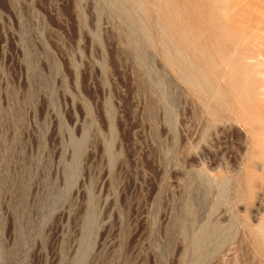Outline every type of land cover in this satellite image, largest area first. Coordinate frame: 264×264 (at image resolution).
Segmentation results:
<instances>
[{
    "label": "rangeland",
    "instance_id": "obj_1",
    "mask_svg": "<svg viewBox=\"0 0 264 264\" xmlns=\"http://www.w3.org/2000/svg\"><path fill=\"white\" fill-rule=\"evenodd\" d=\"M164 1L0 0V264H264V0Z\"/></svg>",
    "mask_w": 264,
    "mask_h": 264
},
{
    "label": "bare ground",
    "instance_id": "obj_2",
    "mask_svg": "<svg viewBox=\"0 0 264 264\" xmlns=\"http://www.w3.org/2000/svg\"><path fill=\"white\" fill-rule=\"evenodd\" d=\"M132 1H136V0H132ZM151 1V0H150ZM163 1L164 0H162V5H163ZM141 2V1H140ZM164 2H166V1H164ZM167 3V2H166ZM166 3H164V4H166ZM142 4V3H141ZM136 5V4H135ZM167 5V4H166ZM154 6V5H153ZM163 7H165V6H163ZM166 7H168V5L166 6ZM145 8V7H144ZM158 9V8H157ZM163 9V8H162ZM167 9V8H166ZM140 11H142V10H140ZM169 11V10H168ZM206 14V13H205ZM174 18V17H173ZM166 26H168V27H171V28H173L174 29V27H176L177 25H176V23H175V21L170 17V19L169 20H167V21H165V23H164ZM207 26V25H206ZM209 26V25H208ZM177 28V27H176ZM184 29V28H183ZM186 29V28H185ZM193 29H194V27H193ZM175 30V29H174ZM202 30H203V28H202ZM176 32H177V40L179 41V42H182L183 41V39H184V33L182 32V31H180L179 29L178 30H175ZM188 32H190V31H188ZM191 33V32H190ZM190 35V34H189ZM196 36V35H195ZM197 36H199V35H197ZM197 36H196V38H194V40L195 41H199L200 39H197ZM216 36V35H215ZM214 36V37H215ZM201 37V36H200ZM223 37V36H222ZM225 37V36H224ZM216 38V37H215ZM215 38H214V40H215ZM192 39V38H191ZM207 39V38H206ZM212 39H213V37H212ZM227 39V38H226ZM193 40V41H194ZM208 40V39H207ZM206 40V41H207ZM216 40H218V39H216ZM215 40V41H216ZM205 41V42H206ZM219 41V40H218ZM217 41V42H218ZM256 41H258V40H256ZM220 42H222V41H220ZM220 42H218L219 44H220ZM194 43V42H193ZM199 43H200V41H199ZM198 42H195V44H199ZM206 43H209L208 41L206 42ZM229 43V42H228ZM210 44V43H209ZM231 44V43H230ZM196 45V46H197ZM218 45V44H217ZM225 45H228L227 43H225ZM200 46V45H199ZM198 47V46H197ZM219 47H220V45H219ZM225 47V46H224ZM223 47V48H224ZM238 47V46H237ZM202 48V47H201ZM203 48H204V46H203ZM202 48V49H203ZM229 48H230V46H229ZM262 48H264V46L263 45H261V44H255V47H254V50H252L253 52H251L253 55H257V60H256V63H255V66L256 67H260V64L264 61V52L262 51ZM232 49V48H231ZM234 49V48H233ZM251 49H253V47L251 48ZM174 50H175V52L177 51V52H179V48L178 47H174ZM205 51L204 52H206V49H204ZM229 50V49H228ZM235 50V49H234ZM239 51V50H238ZM244 51V50H243ZM242 51V52H243ZM249 51V50H248ZM166 52V51H165ZM176 52V53H177ZM233 52V51H232ZM241 52V51H240ZM208 54V53H207ZM233 54V53H232ZM246 54H248V56H250L249 54L250 53H246ZM245 54V55H246ZM251 54V55H252ZM210 55V54H209ZM208 55V56H209ZM178 56V55H177ZM180 56V55H179ZM178 56V57H179ZM184 57V56H183ZM234 57V56H233ZM246 57V56H245ZM211 57H209V59H210ZM238 58V57H237ZM189 60L187 61V65H185L183 68H179V71L185 76H188V77H190L192 80H194V81H197V78H196V76L198 75H200V74H198V71L199 72H202L200 69H202V67L201 66H199V67H201L199 70L196 68V65H195V61L194 62H191V61H193L192 59L190 60V58H188ZM239 59V58H238ZM243 61V60H242ZM253 62V61H252ZM262 65H264L263 63H262ZM229 66V65H228ZM203 70V69H202ZM202 74V73H201ZM233 76V75H232ZM200 77V76H199Z\"/></svg>",
    "mask_w": 264,
    "mask_h": 264
}]
</instances>
